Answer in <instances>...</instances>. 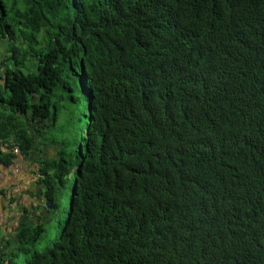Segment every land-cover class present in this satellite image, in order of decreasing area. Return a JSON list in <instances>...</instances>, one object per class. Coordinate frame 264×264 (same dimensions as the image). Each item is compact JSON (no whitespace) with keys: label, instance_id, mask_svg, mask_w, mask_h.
Segmentation results:
<instances>
[{"label":"trees","instance_id":"obj_1","mask_svg":"<svg viewBox=\"0 0 264 264\" xmlns=\"http://www.w3.org/2000/svg\"><path fill=\"white\" fill-rule=\"evenodd\" d=\"M2 38L0 162L17 114L59 148L0 264H264V0H0Z\"/></svg>","mask_w":264,"mask_h":264},{"label":"crops","instance_id":"obj_2","mask_svg":"<svg viewBox=\"0 0 264 264\" xmlns=\"http://www.w3.org/2000/svg\"><path fill=\"white\" fill-rule=\"evenodd\" d=\"M1 46L0 43V56ZM16 116L29 135L30 147L16 156L18 170L15 178L19 190L15 193L9 192L13 182L11 162L7 165L0 162V253L6 250L7 241H11L20 226L47 223L52 217L44 205L43 187L37 180L36 168L41 160L56 157L59 144L51 139L53 136L48 132L49 119L33 118L30 113Z\"/></svg>","mask_w":264,"mask_h":264},{"label":"rangeland","instance_id":"obj_3","mask_svg":"<svg viewBox=\"0 0 264 264\" xmlns=\"http://www.w3.org/2000/svg\"><path fill=\"white\" fill-rule=\"evenodd\" d=\"M46 24H47V22H46ZM46 24L42 25L41 27H44ZM40 36H41V33H39V36H38V40L40 42L39 44L42 43ZM0 43L2 44V46H1L2 47L1 48V55L2 56H0L2 58V57H4V55H6V47L8 46V41L5 38H2V39H0ZM30 60H31V57L30 56H27L25 58V61L24 62H25V65L29 68V70H33L32 67H31V66H33V65H31L32 64V61H30ZM22 70L24 72L27 71L25 69H22ZM61 105L64 107V109H67L68 107H70V105H68L64 101L61 102ZM64 109H63V111H64ZM70 177L71 176L69 175V181L71 180ZM69 193H70V189H69V182H68L67 185H66L65 191L63 193V197H62V203L64 204L65 207H66V204H67V197H68Z\"/></svg>","mask_w":264,"mask_h":264},{"label":"built area","instance_id":"obj_4","mask_svg":"<svg viewBox=\"0 0 264 264\" xmlns=\"http://www.w3.org/2000/svg\"><path fill=\"white\" fill-rule=\"evenodd\" d=\"M11 145H10L8 151L11 154L10 162H11V166L13 168V174H12L13 182H12V185L9 187V192L15 193L19 190V184L17 183L16 178H15V172L18 170V166L16 165L15 161L17 160L16 156L19 154V151H18L17 146H15V145L11 146Z\"/></svg>","mask_w":264,"mask_h":264},{"label":"water","instance_id":"obj_5","mask_svg":"<svg viewBox=\"0 0 264 264\" xmlns=\"http://www.w3.org/2000/svg\"><path fill=\"white\" fill-rule=\"evenodd\" d=\"M40 24H41V25H44V24H46V21H45L44 19H41V20H40ZM44 205H45V207H46L47 209H50V208H51V200H50V199H45V200H44Z\"/></svg>","mask_w":264,"mask_h":264}]
</instances>
